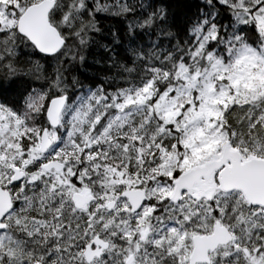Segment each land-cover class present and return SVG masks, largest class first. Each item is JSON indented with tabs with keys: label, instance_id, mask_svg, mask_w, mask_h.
Wrapping results in <instances>:
<instances>
[{
	"label": "snow or ice",
	"instance_id": "1",
	"mask_svg": "<svg viewBox=\"0 0 264 264\" xmlns=\"http://www.w3.org/2000/svg\"><path fill=\"white\" fill-rule=\"evenodd\" d=\"M0 264H264V0H0Z\"/></svg>",
	"mask_w": 264,
	"mask_h": 264
}]
</instances>
